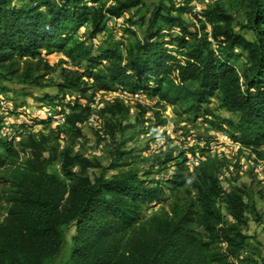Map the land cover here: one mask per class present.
Masks as SVG:
<instances>
[{
  "label": "trees",
  "instance_id": "obj_1",
  "mask_svg": "<svg viewBox=\"0 0 264 264\" xmlns=\"http://www.w3.org/2000/svg\"><path fill=\"white\" fill-rule=\"evenodd\" d=\"M237 1L242 24L222 2L199 18L193 0H158L147 20L140 19L146 24L141 38L124 29L133 39L122 50L121 42L96 49L92 42L108 18L139 9L143 0H0V81L43 86L51 71L44 57L62 52L77 68L48 83L56 93L42 100L70 130L79 133L76 125L92 114L95 93L83 87L88 78L97 91L141 92L157 105L179 106L191 120L210 119L264 161V0ZM85 25L87 32L77 37ZM213 101L236 120L216 121L208 108ZM102 112L113 135V119L129 109L114 101ZM59 135L0 137V264H264V255H243L249 236L241 227L247 215L260 220L255 206L235 190L225 192L210 160L199 157L191 170L190 156L168 152L157 161L173 167L162 182L135 167L106 176L107 169L126 166L124 152L116 148L104 167L69 145L60 147ZM90 169L99 172L90 177ZM159 202L166 205L145 214ZM68 228L69 253L60 259Z\"/></svg>",
  "mask_w": 264,
  "mask_h": 264
},
{
  "label": "rangeland",
  "instance_id": "obj_2",
  "mask_svg": "<svg viewBox=\"0 0 264 264\" xmlns=\"http://www.w3.org/2000/svg\"><path fill=\"white\" fill-rule=\"evenodd\" d=\"M158 0H143L144 4L139 9H131L121 16L119 23L113 19L107 20L104 31L96 35L93 40L94 49L107 42H121V49L133 38L125 35V28H130L135 32L137 38L143 36L146 24L144 23L152 7ZM14 3H20V0H13ZM215 2H222L225 11L230 14L236 22H244L243 11L239 9L237 0H194L201 10L213 7ZM143 20H140L141 18ZM185 20L190 21L191 17L184 15ZM128 20L135 22L130 25ZM88 25L80 28L77 37L85 35ZM240 30V29H239ZM246 37L249 33L240 31ZM121 39L123 41H121ZM89 42V41H88ZM50 64L51 71L42 81L43 86L19 85L16 83L0 81V99L6 104L0 105V137L2 128H7L9 134L12 132H23L25 135L38 138L40 135H48L52 130L59 136V146L69 145L73 153L81 154L89 159H97L104 167L108 166L112 160V153L116 148L124 152L122 161L126 166L116 169H107L106 176L129 167H135L140 174H145L147 179L158 180L162 182L166 176H169L173 167L171 163L159 165L157 161L168 152L174 155L182 153L184 156H190L189 168L193 170L202 157V161L210 160L213 171L215 172L220 185L225 192L237 191L241 193L245 200L252 203L260 220L257 222L253 217L247 215L246 224L241 227L242 231L249 236L247 246L243 255L245 257L258 258L264 255V161H259L255 153L248 148L239 147L229 140L225 132L212 125L204 119L191 120L177 105H157L155 98L148 94H143L147 105H141L146 109V113H138L137 102L123 99L114 95L117 91H97L93 82L88 78L83 79V87L89 88L87 94L95 93L92 110L93 119H87L82 124L76 125L79 133L69 129L64 120L51 122L47 126L38 123L44 114L49 110L48 105L42 100L47 95H54L56 88L48 83H58L61 80V74L76 70L77 65L71 62L62 52H55L44 57ZM240 58L237 65L242 62ZM81 68V67H80ZM76 95L72 94V98ZM67 98L65 101L68 102ZM81 99L80 102H85ZM118 101L129 109L127 116L116 115L113 119L118 126L113 135L106 133V120L109 118L102 110L105 106ZM212 110L216 121L222 120L235 121V115L218 109L216 101H213L209 107ZM67 110V109H66ZM90 117V116H89ZM214 118V117H213ZM33 120V121H32ZM31 122H36L32 125ZM120 123V125H118ZM225 130H228L227 124H223ZM193 148V154L190 153ZM264 149V146L262 147ZM188 164V163H187ZM99 170H88V175L92 177L98 174ZM178 196H184V189L177 192ZM165 196H170L166 191ZM166 203L159 202L149 205L146 215L160 210ZM224 213V211H222ZM225 214V213H224ZM227 221L232 219L226 216ZM73 233L72 228L66 230V243L60 259H65L69 253L70 237Z\"/></svg>",
  "mask_w": 264,
  "mask_h": 264
},
{
  "label": "built area",
  "instance_id": "obj_3",
  "mask_svg": "<svg viewBox=\"0 0 264 264\" xmlns=\"http://www.w3.org/2000/svg\"><path fill=\"white\" fill-rule=\"evenodd\" d=\"M192 11L194 13H196L199 16V18H201L200 12L202 10H201V8L198 5L194 4V0L192 2ZM110 19H113V20H115V21H117L119 23V21L121 20V17H119V18H108L107 20L109 21ZM114 95H116L117 97L123 98V99H127V100H131V101L137 102L138 104H141V105H147V101L144 98H142L144 95L141 92L128 94V93L123 91V92H118V93L114 92ZM94 101H95V103H97V99H95ZM0 105L3 106V107L6 106L5 102L3 100H1V99H0ZM93 105H94L93 103L90 104V107H92ZM65 112L67 113L68 111L66 110ZM44 117L52 118V122H56V121H59V120H64L63 117L59 118V119H53V112H52L51 109H49V110H47L45 112ZM88 119H93V115L91 114ZM1 133H2V135H8L9 134V130L7 128H2ZM10 136H13L14 142H16V141H18L20 139L19 134H16V132H12ZM234 144L239 146V147H241V145L239 143H234ZM187 163H188V165L195 164L196 160L195 161L189 160Z\"/></svg>",
  "mask_w": 264,
  "mask_h": 264
}]
</instances>
